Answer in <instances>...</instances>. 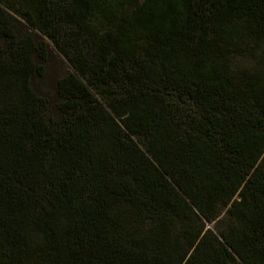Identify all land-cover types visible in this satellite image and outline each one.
<instances>
[{
	"label": "trees",
	"instance_id": "obj_1",
	"mask_svg": "<svg viewBox=\"0 0 264 264\" xmlns=\"http://www.w3.org/2000/svg\"><path fill=\"white\" fill-rule=\"evenodd\" d=\"M0 264H264V0H0Z\"/></svg>",
	"mask_w": 264,
	"mask_h": 264
},
{
	"label": "rangeland",
	"instance_id": "obj_2",
	"mask_svg": "<svg viewBox=\"0 0 264 264\" xmlns=\"http://www.w3.org/2000/svg\"><path fill=\"white\" fill-rule=\"evenodd\" d=\"M9 16L15 20V27L19 36L30 35L35 40L41 41L45 46L44 60L40 61L36 57L34 58V63L40 67V72L31 78L30 87L34 93L47 100L49 113L54 115L59 101L55 93V82L65 72L70 71L71 68L65 57L46 37L39 20H35L34 27L36 28L30 29L27 23L19 16L12 13H9Z\"/></svg>",
	"mask_w": 264,
	"mask_h": 264
}]
</instances>
